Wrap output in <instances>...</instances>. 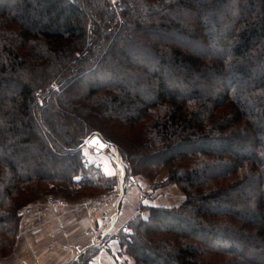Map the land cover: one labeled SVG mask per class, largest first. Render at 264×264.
<instances>
[{
  "label": "trees",
  "instance_id": "obj_1",
  "mask_svg": "<svg viewBox=\"0 0 264 264\" xmlns=\"http://www.w3.org/2000/svg\"><path fill=\"white\" fill-rule=\"evenodd\" d=\"M163 169L184 199L114 235L134 264H264V0H0V255L29 202L119 186L120 209Z\"/></svg>",
  "mask_w": 264,
  "mask_h": 264
},
{
  "label": "rangeland",
  "instance_id": "obj_2",
  "mask_svg": "<svg viewBox=\"0 0 264 264\" xmlns=\"http://www.w3.org/2000/svg\"><path fill=\"white\" fill-rule=\"evenodd\" d=\"M111 3H117V0H113ZM107 127L113 130L112 134L122 138V132L116 130V127L106 124L105 128ZM124 142L134 144V140L131 139ZM83 151L105 176L115 178L120 182L119 177L124 174V170L121 158L114 148L108 147L105 150H99L86 142ZM167 175L168 171L165 169L153 175L148 172L138 173L134 181L127 183L120 209L115 206L116 200L121 197L119 186L111 192L90 188L85 197L77 199L71 197L70 200L63 199L59 194L48 193L29 202L21 210L22 217L18 223L17 231L10 234L5 233V245H2L5 248V254L0 255V264H28L33 263L34 260H40V262L43 260L42 262L46 264H52L56 260L55 258L61 257L62 246L65 243L71 245L74 238L77 241L81 239L77 234L73 237L66 235V231L71 230L69 227L77 224L85 227L83 234L96 235L98 239L96 242L99 244L97 252L91 261L103 249L114 256L116 264L119 262L134 264L133 258L125 253L124 248H120L114 235L134 215L140 203L173 207L183 201L184 194L179 186L174 182H164ZM147 213L148 211H145V215ZM114 216V227L104 237L103 231ZM89 229H91L90 232ZM111 240H115L118 244V250L116 249L114 254L107 247ZM77 254L75 255L77 256ZM76 256L64 264L74 260Z\"/></svg>",
  "mask_w": 264,
  "mask_h": 264
},
{
  "label": "crops",
  "instance_id": "obj_3",
  "mask_svg": "<svg viewBox=\"0 0 264 264\" xmlns=\"http://www.w3.org/2000/svg\"><path fill=\"white\" fill-rule=\"evenodd\" d=\"M122 177H123V174H121L120 177H119V181L120 182L122 180ZM118 199L115 202L116 208H117ZM117 212H118V210H117ZM114 219H115V216L106 225V227H105V229L103 231L104 232L103 236L105 234H107L108 232H111V230L113 229L114 223H115ZM116 219H117V214H116ZM84 229H85V227L78 226V224L76 226L71 227V228L69 227L70 231L69 232L66 231L67 232L66 233L67 237H70V236L73 237L75 234H77L79 237H81V239L79 241H77L76 238H74L73 239L74 241H73V243L71 245H68V243H65L62 246L63 253H62L61 257L60 258H55L56 260L53 261L52 264H64L67 261H69L70 259H72L74 256H76L75 254H77V252L79 250H82L83 248H86L87 246H91V245H97L98 246L99 245L98 243L96 244V242L98 240L96 235L94 236V235L83 234V230ZM99 247H101V246H99ZM107 247H109L111 252H113L112 254H114L116 249L118 250V244H117V242L115 240L109 241ZM42 261L43 260H41V262H40V260H34L33 263L31 262V263H28V264H34V263L35 264H46V263H44ZM91 264H116V261H115V258H114L113 255H110L105 250L101 249L99 251V253L93 258V260L91 261Z\"/></svg>",
  "mask_w": 264,
  "mask_h": 264
},
{
  "label": "water",
  "instance_id": "obj_4",
  "mask_svg": "<svg viewBox=\"0 0 264 264\" xmlns=\"http://www.w3.org/2000/svg\"><path fill=\"white\" fill-rule=\"evenodd\" d=\"M88 145L95 147L99 150H105L107 148V144L103 142L99 137H92L88 141Z\"/></svg>",
  "mask_w": 264,
  "mask_h": 264
},
{
  "label": "built area",
  "instance_id": "obj_5",
  "mask_svg": "<svg viewBox=\"0 0 264 264\" xmlns=\"http://www.w3.org/2000/svg\"><path fill=\"white\" fill-rule=\"evenodd\" d=\"M110 2H113V0H110ZM91 231V229H89V232Z\"/></svg>",
  "mask_w": 264,
  "mask_h": 264
}]
</instances>
